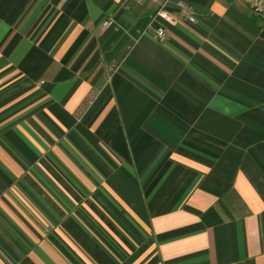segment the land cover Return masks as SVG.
<instances>
[{"label": "crops", "instance_id": "crops-1", "mask_svg": "<svg viewBox=\"0 0 264 264\" xmlns=\"http://www.w3.org/2000/svg\"><path fill=\"white\" fill-rule=\"evenodd\" d=\"M0 264H264V19L0 0Z\"/></svg>", "mask_w": 264, "mask_h": 264}, {"label": "built area", "instance_id": "built-area-1", "mask_svg": "<svg viewBox=\"0 0 264 264\" xmlns=\"http://www.w3.org/2000/svg\"><path fill=\"white\" fill-rule=\"evenodd\" d=\"M243 2L247 5V7L250 9L252 14L264 19V0H243ZM164 3L165 2H162L160 6L157 8L155 13L151 17V21L154 22L155 20L159 19L173 23V18L164 9ZM177 6L180 9L184 7L182 2H178ZM188 21L190 23H193L194 22L193 17H189ZM166 33H167L166 29L162 26H158L154 29V37L159 41H163L165 39L167 35Z\"/></svg>", "mask_w": 264, "mask_h": 264}]
</instances>
